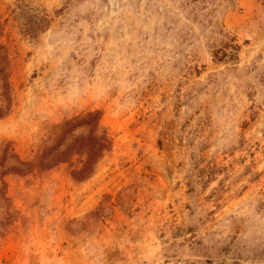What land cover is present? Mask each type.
I'll list each match as a JSON object with an SVG mask.
<instances>
[{
  "label": "rangeland",
  "instance_id": "1",
  "mask_svg": "<svg viewBox=\"0 0 264 264\" xmlns=\"http://www.w3.org/2000/svg\"><path fill=\"white\" fill-rule=\"evenodd\" d=\"M0 264H264V0H0Z\"/></svg>",
  "mask_w": 264,
  "mask_h": 264
}]
</instances>
